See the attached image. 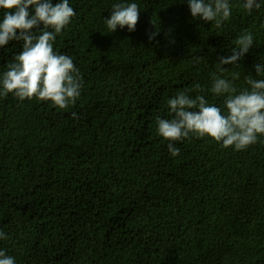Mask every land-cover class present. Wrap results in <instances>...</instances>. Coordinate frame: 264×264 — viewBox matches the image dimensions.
I'll use <instances>...</instances> for the list:
<instances>
[{"label": "trees", "instance_id": "obj_1", "mask_svg": "<svg viewBox=\"0 0 264 264\" xmlns=\"http://www.w3.org/2000/svg\"><path fill=\"white\" fill-rule=\"evenodd\" d=\"M244 2L229 0L217 29L187 0H69L75 16L54 51L78 69L79 98L60 109L0 95V250L16 264H264V136L236 150L193 134L172 156L157 132L178 90L198 83L190 94L223 110L213 74L238 92L264 78L253 68L264 64V0L250 13ZM117 3L138 4L135 31L107 29ZM245 31L253 47L220 71ZM22 48H0V90Z\"/></svg>", "mask_w": 264, "mask_h": 264}, {"label": "clouds", "instance_id": "obj_2", "mask_svg": "<svg viewBox=\"0 0 264 264\" xmlns=\"http://www.w3.org/2000/svg\"><path fill=\"white\" fill-rule=\"evenodd\" d=\"M191 16L205 23L215 22L217 29L231 15L229 0H187ZM243 7L249 13L260 7L259 0H245ZM4 11L0 21V48L10 41H23V48L13 62L7 65L2 76L0 95L14 94L19 100L33 97L50 101L64 109L79 98L81 78L72 58L54 51L56 35L75 16L69 0H0ZM140 9L137 3H117L111 15L104 19L107 29L114 33L117 27L135 31ZM157 32L151 33L149 41ZM254 37L245 31L236 38V47L228 57H220V71H227L225 65L239 66L253 47ZM202 59V58H201ZM255 75L264 77V64L253 65ZM239 79V74H234ZM248 88L237 91L231 79L213 74L209 91L215 96H225L224 109L209 104L205 96H192V92L203 91L197 83L189 89L178 90L167 102L171 119L157 118L158 135L169 141L168 150L178 156L180 149L175 142L189 138L209 137L224 148L244 150L257 143L264 136V78H246ZM76 114L73 113V117ZM0 232V239H6ZM0 264H16L15 258L0 250Z\"/></svg>", "mask_w": 264, "mask_h": 264}]
</instances>
